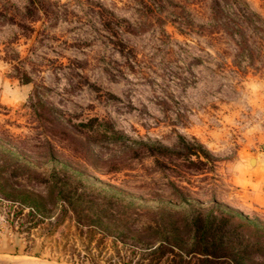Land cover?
I'll use <instances>...</instances> for the list:
<instances>
[{
  "label": "rangeland",
  "instance_id": "rangeland-1",
  "mask_svg": "<svg viewBox=\"0 0 264 264\" xmlns=\"http://www.w3.org/2000/svg\"><path fill=\"white\" fill-rule=\"evenodd\" d=\"M219 1L240 19L241 32L211 26L213 0H39L33 16L25 13L28 0H0L3 145L26 153L19 158L26 165L40 159L47 140L59 150L67 145L48 130L54 117L30 108L37 89L73 121L96 115L130 139L176 152L144 148L112 168L123 144L91 143L82 156L69 155L80 174L143 195H169L173 182L264 221V209L250 203L252 191H264V176L252 178L257 169L264 174V0ZM10 169L5 192L44 190L33 174L20 169L12 176ZM237 177L251 180L241 185ZM6 204L0 206V264H74L56 259L65 228L21 231ZM15 242L30 251L9 252ZM38 248L40 255L32 254Z\"/></svg>",
  "mask_w": 264,
  "mask_h": 264
},
{
  "label": "trees",
  "instance_id": "trees-1",
  "mask_svg": "<svg viewBox=\"0 0 264 264\" xmlns=\"http://www.w3.org/2000/svg\"><path fill=\"white\" fill-rule=\"evenodd\" d=\"M40 6L39 0H28L25 13L33 16ZM212 12V27L241 32L240 19L229 15L219 0H213ZM29 106L40 115L54 117L48 130L67 145H59V150L47 140L45 149L38 153L40 159L27 160L26 165L19 159L26 153L13 144L3 145L6 141L0 137V206L7 202V214L12 209L11 220L21 231L41 224L51 233L60 226L65 228L61 247L55 243L57 260L66 257L74 264H264V221L258 215L218 200L206 202L173 182L169 195L135 194L94 174H80L69 164V155L82 156L83 146L86 149L91 143L123 144V150L110 161L112 168L124 164L128 152L137 157L146 148L169 156L176 154L175 150L161 143L130 139L111 121L96 115L73 121L43 100L37 89L29 97ZM9 166L12 176L20 169L33 174L44 190L5 192L10 176L4 173ZM53 241L59 242L56 238ZM8 251L19 254L30 250L28 245L21 247L15 242ZM40 253L39 248L32 252Z\"/></svg>",
  "mask_w": 264,
  "mask_h": 264
},
{
  "label": "crops",
  "instance_id": "crops-1",
  "mask_svg": "<svg viewBox=\"0 0 264 264\" xmlns=\"http://www.w3.org/2000/svg\"><path fill=\"white\" fill-rule=\"evenodd\" d=\"M255 164H256V162H255ZM259 168H260V165H259ZM261 175L264 176V174L257 169L255 172H253L252 178L256 179V178L260 177ZM249 180H251L250 177H244V178L243 177H237V178H235V181H237V183L241 184V185L246 184ZM262 181H264V179ZM252 192H253V195L251 194L252 198L250 199V203H252L256 206L262 207V209H264V191L259 192L258 190H256V191H252Z\"/></svg>",
  "mask_w": 264,
  "mask_h": 264
},
{
  "label": "bare ground",
  "instance_id": "bare-ground-1",
  "mask_svg": "<svg viewBox=\"0 0 264 264\" xmlns=\"http://www.w3.org/2000/svg\"><path fill=\"white\" fill-rule=\"evenodd\" d=\"M251 160V162L254 164L256 162V159L255 158H249Z\"/></svg>",
  "mask_w": 264,
  "mask_h": 264
},
{
  "label": "water",
  "instance_id": "water-1",
  "mask_svg": "<svg viewBox=\"0 0 264 264\" xmlns=\"http://www.w3.org/2000/svg\"><path fill=\"white\" fill-rule=\"evenodd\" d=\"M249 162L252 163L250 159H249Z\"/></svg>",
  "mask_w": 264,
  "mask_h": 264
}]
</instances>
